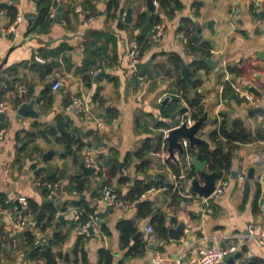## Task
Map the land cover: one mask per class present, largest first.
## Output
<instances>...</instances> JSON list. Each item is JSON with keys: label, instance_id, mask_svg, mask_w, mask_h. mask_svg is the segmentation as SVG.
<instances>
[{"label": "crops", "instance_id": "1", "mask_svg": "<svg viewBox=\"0 0 264 264\" xmlns=\"http://www.w3.org/2000/svg\"><path fill=\"white\" fill-rule=\"evenodd\" d=\"M3 1L17 6L18 13L15 22L8 27L7 15L0 13V79L12 87L1 102L5 106L3 120L6 132L4 139L0 140V195H5L6 203L12 206L0 207V264H47L27 258L24 234L19 239L13 236L10 243L6 239L7 234L8 238L11 237V212L20 196L33 199L41 208L48 203L45 201L48 199L45 181L42 180L52 172L66 174L61 179L59 196L52 203L58 208L54 225L59 222L64 230H70L67 240L60 247L64 259L59 264H85L81 254L79 261H74L73 248L79 236V227H71V223L78 220L76 215L80 214L81 208L73 205L72 201L81 197L97 210L93 198L95 192L99 193L105 187L102 178L91 175L88 187L81 195L74 190L70 177L92 170L81 168L82 150L78 156H64L65 146L57 142L55 136L38 137L21 151V146L28 140L27 135L36 133L38 128L57 126L60 115L70 119L71 132L94 148L104 173L108 171L109 159L118 160V171L109 186L117 194L120 190L127 192L137 179L164 185L171 184L174 176L187 174L183 168L180 174L172 170L167 164L165 148V156L157 152H151L143 159L134 156L146 138L157 139L166 128L174 127L177 119L181 120L182 115L177 109L168 111L174 98L179 99L177 103L180 107L190 111L188 98L192 99L197 93L202 95L208 120L201 128L200 135L211 148L215 147L211 133L218 128V123L221 124L222 117L229 121L230 127L235 121H241L252 136L251 141L240 143L236 148L230 172L219 176H228L229 185L223 194L212 197L214 214L202 212L194 200L183 196L177 204L170 205L171 198L162 188H152L132 205L113 206L101 214L100 229L90 234L83 245L89 264H103L100 261L102 249L112 253L110 264H120L122 260L125 264H152L158 254L163 255V264H181L200 247L225 246L235 234L249 235L248 226L264 220V114L251 113L246 109L241 96L237 94L239 92L232 86L236 98L223 96L224 87L229 84L225 81L228 76L240 91H253L258 95V107L264 108V18L252 10L253 0H180L184 7L172 17L160 7L157 8L153 14L161 15V19L167 22L168 30L155 45L144 49L142 61L152 58L151 64L143 69L144 73L132 66L128 54L132 45L151 31L148 21L152 14L147 16V21L136 25L140 16L148 13L147 0H117L118 5L114 4L111 10L109 3L112 0H56L52 18L62 6L61 22L52 21L46 32L33 33H29L28 29L38 16V0ZM155 1L160 3L161 0ZM197 1L203 3L199 11L193 6ZM128 9H132L130 23L125 21ZM113 13L114 17L111 16ZM185 18L191 19L195 27L197 23L201 24V38L210 43V58L217 61L219 70L209 67L194 70V56L187 53L184 33L177 32ZM212 19L215 20V32L207 27V22ZM172 54L181 57L183 64L180 70L170 63ZM37 57L46 62L38 61ZM225 64L243 67L244 72L228 71L226 75ZM89 66L91 69L102 67L103 70L94 74L95 69L91 70ZM184 66L190 67L193 83L194 79L201 81L197 87L186 80L189 87H180L178 77L181 75L183 78ZM85 68L91 70L87 72L92 77L90 83L83 78ZM56 80H60L62 86L54 91L52 86ZM96 93L98 99L94 100ZM73 96L87 99L92 112L104 120L105 124L100 130L94 123L81 121L73 107L68 109ZM33 98L36 99L35 109L40 117L35 119L28 115L19 118L18 107ZM112 111L117 113L116 116L111 117ZM164 124L167 127H162ZM90 131L99 134L101 139L93 144V136L87 135ZM49 150H55V154L45 162L43 155ZM177 157L180 160L179 153ZM142 161L147 162L145 167H140ZM40 167L47 169L35 174ZM252 167L255 177L248 179L247 172ZM205 170L210 172L208 165ZM196 172L193 178L199 177L203 182L200 172ZM241 175L246 178L241 179ZM122 178L126 182L120 181ZM191 180L184 183L185 193H193ZM144 200L153 202L154 215L138 217V203ZM163 212L168 230L169 226L176 227L179 221L186 224L181 239L175 242L168 233L166 237L160 236L154 227L145 252L127 256L128 247L122 245L118 225L124 220H133L138 232ZM32 214L36 220L33 211ZM53 231L54 227L46 230V233L39 231L36 235L48 238ZM135 235L130 239V244L137 240L134 239ZM245 245L248 249L236 264H246V260L254 256L264 258V244L250 238ZM66 252L70 254V262L65 260Z\"/></svg>", "mask_w": 264, "mask_h": 264}, {"label": "trees", "instance_id": "2", "mask_svg": "<svg viewBox=\"0 0 264 264\" xmlns=\"http://www.w3.org/2000/svg\"><path fill=\"white\" fill-rule=\"evenodd\" d=\"M38 16L31 23L28 32H46L52 21V9L56 7V0H38ZM118 5L117 0H112L109 3V10L112 9L113 5ZM160 9L164 10L166 15L173 16L177 11L182 10L184 7L183 3L180 0H161L160 1ZM193 6L196 10H200L203 6V3L200 1L194 2ZM5 13L9 19L8 26L13 24L16 20L18 9L17 6L6 3L3 0H0V13ZM114 13L111 15L114 17ZM161 15L159 13L152 14L150 20L148 21L151 29L153 26L161 21ZM147 21V15L142 14L140 16V20L136 24L139 26L143 22ZM150 29V30H151ZM197 27L192 23L191 19L185 18L182 19L181 25L177 28V32L184 33V39L186 40V48L187 53L194 56L192 61V66L194 70L206 69L207 65L205 64V60L212 55L211 45L209 42L202 40L197 31ZM150 32V31H149ZM147 34V33H146ZM145 34V36H146ZM144 36V37H145ZM143 36L140 38L141 41ZM147 47V46H146ZM145 47V48H146ZM144 48V49H145ZM144 49L141 52H144ZM170 63L177 70L182 68L183 61L180 56L177 54H172L169 58ZM91 66H89L90 68ZM85 68V74L83 76L84 80L90 83L92 81V77L87 72L91 71L94 68ZM227 70L231 72L243 73L244 68L238 65L236 66H227ZM140 72V71H139ZM144 73V70L141 71ZM194 77V75L192 76ZM178 83L181 85L180 87H184L187 89L189 84L181 78V75L178 77ZM201 81L199 79H194V86L197 87ZM12 87L8 86V83H4L3 80L0 79V103L3 102V96L11 89ZM49 91V90H48ZM235 90L231 87L230 84H227L224 87L223 96H231L236 98ZM187 95V94H186ZM52 98V95L49 96ZM98 99V93L95 94L94 100ZM203 97L201 94L197 93L192 99L188 98V102L191 107V115L190 117L193 120L198 119L205 112V105L202 101ZM179 99L174 98V101L169 105L168 111H172L177 109L179 115H183L185 112L189 111L185 107H180L177 103ZM68 103L65 104L68 105ZM116 112H111V117L116 116ZM181 123L180 118L176 120V125ZM216 123V122H215ZM138 124H140L138 120ZM229 121L222 117L221 124L218 128L212 131L211 138L212 141L215 142V147L211 148L208 144H199L197 147V151L195 154L190 153L192 156H196L199 160L206 162L210 172L217 171L219 176L224 172H230L232 159L234 156V152L240 143H247L251 141V134L244 128L241 121H235L234 124L230 127ZM5 126V123H3ZM161 125V124H159ZM175 125V126H176ZM162 127H167V124H164ZM169 127V126H168ZM71 122L70 119L60 115L58 117V123L55 127H47L45 129L38 128L36 133H31L28 136L27 142L23 143L21 146V151H24L27 146H29L33 141H36L38 137H50L55 136L57 142L62 143L65 146L64 156H78L82 148L86 145V142L75 134V132H71ZM169 129V128H166ZM87 135L93 136V144L96 143L94 141L100 140L99 134L94 131H90ZM164 134H160L157 139L146 138L141 145L138 147L134 156L143 159L146 155L151 152H160L162 147H164ZM95 139V140H94ZM166 150V145H165ZM130 155L127 157V161H129ZM147 164L146 161H142L140 167H145ZM167 164L175 171L176 174H180L181 169L187 172L184 183L188 180L192 179L196 174V167L193 164H189L187 162L186 154L180 156V160L177 162L171 161L167 159ZM107 165L109 166L108 171H106L102 176V184L104 186H111L112 178L116 175L118 171L119 162L115 158H111L107 161ZM35 166V165H34ZM93 171H82L76 175L70 177V183L72 188L76 190L78 193L83 194L88 187L90 182V176L93 175ZM66 176L65 173H57L52 172L49 173L46 177L43 178L42 181L55 182L57 180H61ZM120 181L126 182L125 178H122ZM103 187V186H102ZM152 188H166L165 194L168 198H171V204H177L179 200H182L183 197L179 194L178 191L171 190V184H162L161 182L155 181H144L141 179L135 180L130 186L127 192L123 193L121 190L118 191V199L125 202H135L140 196L148 190ZM46 190V189H45ZM98 194L95 192L94 195ZM260 195V184H259V192ZM7 198L5 195H0V207L7 208L12 206V204H8ZM30 208L35 214V219L37 225L35 228H38L41 233H46V230L53 228L54 231L51 237H37L35 230H27L24 232V240L26 250V256L28 259L33 261H42L47 264H59V262L64 259V253L60 248L65 241L67 240L70 230H64L59 225V222L54 225V219H56L57 209L54 204L46 203L42 208L38 206L37 203L33 201V199L28 200ZM73 205L78 206L80 209L79 219L75 222L71 223V227H80L82 224L88 221L90 215L95 211L93 207H91L84 199L78 198L72 201ZM138 217H147L150 216L154 212L153 202L151 200H144L138 203ZM14 206V205H13ZM165 212L158 214L157 216L152 218V224L155 227L156 232L163 237L169 234V230L165 224ZM121 231V237L123 246L128 247L127 256L133 257L138 254H143L147 248L146 244L141 240L137 239L133 244H130V239L136 234L137 228L135 221L133 220H124L118 225ZM10 234V233H9ZM5 235V234H3ZM87 237L83 235H79L76 241V244L73 248L75 262L79 261V254H81V258L85 264H89L87 258L85 256V252L83 249V245ZM12 236L7 239L6 242H12ZM113 255L109 250L102 249L100 252V261L103 264H110L112 262ZM120 264H125L122 260ZM246 264H264V258L260 256H254L246 260Z\"/></svg>", "mask_w": 264, "mask_h": 264}, {"label": "built area", "instance_id": "3", "mask_svg": "<svg viewBox=\"0 0 264 264\" xmlns=\"http://www.w3.org/2000/svg\"><path fill=\"white\" fill-rule=\"evenodd\" d=\"M155 6L157 8L160 7L159 2L155 1ZM252 10L254 12H261L264 11V0H253L252 1ZM168 27L167 22L164 20L159 21L156 23L150 32L146 34V36L138 42H135L130 51H129V60L132 64V66L135 68V64L142 61V50L147 46L155 45L158 41L161 40L162 37H164L167 33ZM40 62H46L45 59L41 57L36 58ZM102 67L96 68L93 73L98 74L102 72ZM225 72L226 75L229 74L227 70V64H225ZM143 79V77H141ZM226 82H228L239 94L242 98V104L243 106L248 109L252 110L254 108H257L260 102V98L258 95H256L253 91H240L239 88H237L232 82L229 77L227 76ZM62 86V82L60 80H56L52 86V89L54 91L59 90ZM223 91V87L221 89ZM74 108L78 114V117L83 122H91L96 125L97 130H100L105 122L100 117L96 116L92 110L91 107L87 101V99L80 97V96H73L71 98V104L68 107V109ZM5 106L3 103H0V140L4 139V135L6 132V127L3 125V114H4ZM190 111L185 112L181 116V123L185 120H188L189 124H192L195 120H193L190 117ZM221 118H218V121H220ZM180 123V124H181ZM179 124V125H180ZM220 126V123H218V126ZM169 129L164 131V136L167 134V131ZM182 144L185 149V154L187 158L188 164H190L192 160V154L190 153V146L189 141L186 138L182 139ZM164 147H162V150L160 152H157L158 154H161L162 156H165L164 154ZM168 157V156H167ZM82 158L83 163L96 175L97 178H102L100 174H104V168L102 166V163L94 150V148L90 145H85L82 148ZM186 177V173L180 174L177 176H174V181L171 183V190L172 192L178 191L179 194L183 197H187L189 199L194 200L202 210V212H205L207 214H214L215 208L213 207L211 203V199L216 194H223L228 185H229V177H222L217 179L216 181V187L214 192L209 197L200 196L195 193H185L183 190L184 182L183 180ZM241 179H245V175L240 176ZM45 189H46V197L48 199H56L59 196L60 193V186H61V180H57L55 182H44ZM165 190L166 188H162ZM145 194H142L139 199H142ZM95 204L98 206L97 210H95L88 219L87 222L82 224L79 227L78 233L79 235H83L85 237H89L91 232L90 228H92L93 231H98L100 229L101 224V214L105 211H107L110 207L113 206H129L132 205L134 202H125L118 199V194L115 193L111 187L105 186L101 192H99L97 195L93 198ZM80 214L76 215V219H79ZM57 217V216H56ZM11 226H10V236H15L19 232H25L27 230H35L36 233H40L38 228H35L37 225L36 220H34L29 202L27 197L20 196L17 200V204L13 207L11 212ZM154 231V226L152 223L148 224L143 230L140 235V238L145 244H148L150 241V237L152 232ZM249 235H243L241 233L235 234L233 236V240L225 245V246H216V247H200L196 253L191 256L189 259L183 261L181 264H220L221 262H225L228 258L236 254L238 251L241 250L242 246L245 245L248 241V239L252 238L255 239L258 243L264 244V220L259 223H251L248 226ZM164 258L162 254H158L153 260L152 264H163Z\"/></svg>", "mask_w": 264, "mask_h": 264}, {"label": "water", "instance_id": "4", "mask_svg": "<svg viewBox=\"0 0 264 264\" xmlns=\"http://www.w3.org/2000/svg\"><path fill=\"white\" fill-rule=\"evenodd\" d=\"M147 8H148V13H147L148 17H150L151 14L157 11V7L155 6L154 0H147ZM63 10L64 9L62 6H60L57 9V14L53 18V21L55 23L61 22V15H62ZM258 14L261 18H264V11H261ZM125 17H126L125 21L127 23H130L132 20V9L127 10ZM191 18L195 20L193 16ZM214 24H215V20L213 19L207 22V27L210 28L212 32H215ZM196 26L198 28L197 31L199 33V36L202 37L201 24L197 23ZM151 62H152V58L145 62L136 63L135 68L137 70H143L147 68L151 64ZM205 64L209 68L219 70L217 61H215L214 59L210 57L205 60ZM182 75H183V79L186 80L189 84L193 83L191 74H190V67L184 66L182 69ZM35 104H36L35 98H33L30 101L21 103V105L18 107V110H17L19 118H23L28 115H31L33 118L38 119L40 117V114L35 109ZM251 113L262 115L264 114V108L263 107L254 108L251 110ZM207 120H208V110H205L204 114L200 116L198 119H196L192 124H189L188 120H185L180 125L171 127L163 138L164 142L167 144L166 145V149L168 153L167 158L170 160H173L174 162H177L178 161L177 153H179L180 156L185 153V149L182 144L183 138L188 139L192 154H195L196 147L199 144H202V143L207 144V140L200 135V130L204 126ZM54 154H55V150H49L43 155V160L47 162L48 160L51 159V157ZM193 164L195 165L196 170L200 172V176L202 177L203 182H201L199 177L192 178L191 183H190L191 191L200 196L209 197L215 190L216 181L219 178V173L217 171H213V172L206 171L205 170V167L207 165L206 162L199 160L196 156L193 157ZM81 168L84 170H92L88 168L84 163L81 164ZM46 169L47 167H40L35 171V174H39L41 171L46 170ZM234 173L236 174V172ZM254 177H255L254 168L252 167L247 172V178L254 179ZM45 201L48 203H54L55 200L46 199ZM155 213L156 211L154 210L153 215ZM185 227H186V224L183 221H179L176 227L169 226V237L175 242L179 241L182 237ZM90 232L91 234L94 233L92 228H90ZM141 233H142V230H139L136 233L134 239H139ZM23 234L24 232H19L14 236V238L19 239L23 236ZM247 249L248 247L246 245H243L240 251H238L236 254L228 258L223 264H236L237 260L240 259L244 255V252H246ZM65 260L70 262L69 252L65 253Z\"/></svg>", "mask_w": 264, "mask_h": 264}, {"label": "rangeland", "instance_id": "5", "mask_svg": "<svg viewBox=\"0 0 264 264\" xmlns=\"http://www.w3.org/2000/svg\"><path fill=\"white\" fill-rule=\"evenodd\" d=\"M221 34V31L219 32V35ZM219 35H218V37H219ZM222 65V64H221ZM221 69H222V71H223V67H221Z\"/></svg>", "mask_w": 264, "mask_h": 264}]
</instances>
